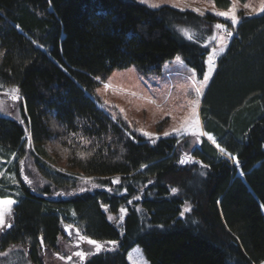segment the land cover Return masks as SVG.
Here are the masks:
<instances>
[{
  "label": "trees",
  "instance_id": "trees-1",
  "mask_svg": "<svg viewBox=\"0 0 264 264\" xmlns=\"http://www.w3.org/2000/svg\"><path fill=\"white\" fill-rule=\"evenodd\" d=\"M239 16L233 29L208 12L135 0H0V90L16 87L23 109L22 121L0 116V198L16 199L0 247L20 245L35 262L40 238L62 252L58 238L79 241V229L117 244L95 253L79 241L95 254L76 264H128L135 245L148 264L263 262L264 12ZM217 23L232 36L199 116L236 160L203 136L171 133L153 143L105 109L95 90L116 69L156 73L179 55L202 80Z\"/></svg>",
  "mask_w": 264,
  "mask_h": 264
},
{
  "label": "rangeland",
  "instance_id": "rangeland-1",
  "mask_svg": "<svg viewBox=\"0 0 264 264\" xmlns=\"http://www.w3.org/2000/svg\"><path fill=\"white\" fill-rule=\"evenodd\" d=\"M135 1L152 9H157L161 6H168L181 11L188 9L193 11L195 10L199 13L208 12L213 15H215V12H226L232 8H235L236 15L239 19L240 11H242L243 15L246 17H253L262 13L259 11V9L262 5H264V0H247L246 2L231 0L230 7L228 9L222 10L215 6L213 0ZM151 4H157L159 7L153 8L150 6ZM218 18L229 22L231 25L230 19H225L224 17ZM235 27L232 28L235 29ZM229 39L230 37L223 33L220 29L215 46L211 48L210 52L213 49L219 51L220 47H224L226 50ZM224 52L222 54H224ZM209 53L206 56V61ZM222 54L215 58V69L203 89V93L200 96V103L203 99L205 91L207 90L208 84L210 83L211 78L217 69V61ZM178 56H175L173 59L164 62L160 70L156 73H144L135 65L113 70L105 77V80L99 84L95 90V93L98 97H100L105 109L108 112L111 114L118 113L128 122L135 123L139 134L143 135V132H148L153 134V137H156L163 135L165 131H168L170 134L174 133L172 132L173 128L180 127V125L185 122L186 118L189 120L193 118L192 105L189 102L196 99V94L192 88V85L193 83H196L198 86V82L203 80V78L202 80H198L196 77L194 81L191 78L194 71L186 67L180 56L179 57L181 60L178 62L176 60ZM206 61L205 72L208 70ZM105 84H109L110 87L105 89ZM13 88L16 87L8 86L0 90V116L15 118L22 121L23 109L21 100L18 92H12ZM132 93H135L136 95H133ZM13 96H17L18 98L13 99ZM149 98L155 102L150 103ZM105 101H107V103H105ZM199 105L196 107L195 118L199 119L200 127L202 129L199 116ZM159 126L163 130L162 132L157 133L156 129ZM176 134L180 136L191 135L184 133ZM204 138L207 139V137ZM208 141L212 143V141ZM222 155L230 160L229 156H226L225 154ZM1 173L2 172H0V176ZM89 181H91V179L85 178L79 182L82 185L81 189L88 188L90 185ZM10 199L16 201L14 198ZM13 206L12 215L5 217V225L0 228L1 233L7 232L13 225ZM185 208H187V205H184L183 210ZM9 224L11 227H8ZM79 241L81 240L79 239ZM79 241L71 243L72 241L67 242L65 239L59 237L58 242L60 244V248H63V250L61 249L62 252H56L54 250L47 249L42 244L35 262L29 256L28 251L20 245L18 246L16 244H11L3 248L0 247V264H76V259L78 257H76L74 253L77 251H82L78 248L80 247ZM101 242H107V240ZM105 247L109 248L112 246L105 244ZM69 257H71V259H68ZM126 261L128 264H148L141 248L137 245L133 246L127 252ZM259 264H264V261Z\"/></svg>",
  "mask_w": 264,
  "mask_h": 264
},
{
  "label": "snow or ice",
  "instance_id": "snow-or-ice-1",
  "mask_svg": "<svg viewBox=\"0 0 264 264\" xmlns=\"http://www.w3.org/2000/svg\"><path fill=\"white\" fill-rule=\"evenodd\" d=\"M142 2H147V0H142ZM150 6L153 7V8L159 7V5H157V4H151ZM259 11L264 12V5L261 6ZM214 14L217 17H224L225 19H230L232 27H235L238 24V22H239V18L236 15L235 8H232L229 11H226V12H223V11L222 12H215ZM201 15H203V13H201ZM215 28L226 31L227 35L229 37L232 36V32L231 31H227V29H226V27H225V25L223 23H217L215 25ZM180 31L182 32L183 35H185L186 38H188L190 40L193 39L192 35L189 33V31L187 29H181ZM224 50H225L224 47H220L219 51H217L216 49H213L209 53V55L207 57V61H206L207 65H208V70H207V72H205L203 74V80L198 82V86H197L196 83H193V85H192V88H193V90L195 91V94H196V99L189 102L192 105L193 118L190 119V120L186 118L185 122L182 123L180 125V127L173 128L172 132L178 133V134L179 133L191 134L192 136L197 138L198 142H199V138L200 137H202V136L207 137V139L212 141V143L218 148V150L222 154L229 155L231 159L236 160L235 156H232L231 154L226 153V150L223 147H221L218 143H216L214 137H212V135L210 133H207V132H205V131H203L201 129L199 119L195 118V116H196V107L200 103V96L202 95L203 89L206 86L207 81L209 80L210 76L212 75V73H213V71L215 69V64H214L215 58L218 57L220 54H222L224 52ZM176 60L179 62L181 60V58L178 56L176 58ZM191 78L195 81V78H196V73L195 72L192 73V77ZM97 79H99V77ZM104 87H105V89H108L110 87V85L109 84H105ZM12 92L13 93H17L18 89L13 88ZM132 94L136 95L135 93H132ZM12 98L13 99H17L18 97L17 96H13ZM149 102L150 103H154L155 101H152L151 98H149ZM105 103H107V101H105ZM121 111H123V110H121ZM143 135L146 136V137H149L150 139H152L153 143H155V139L159 138V137L153 138V134L148 133V132H143ZM163 135L165 137H167V136L170 135V133L168 131H165L163 133ZM29 143H31L30 135H29ZM189 159H191L190 156H189ZM179 162L181 164H183V163H185V159L182 158ZM142 167H144V166H142ZM25 181L30 183V181H27V177H25ZM119 182H120L119 178H117V179L112 181L113 184H116V183H119ZM93 187H96V185L93 184ZM81 190L83 191V189H81ZM171 191L173 193H175L177 191V189L173 188V189H171ZM61 194L62 193H58L57 195H61ZM139 198H140L139 196L134 197V199H139ZM15 203H16V201L13 200V199L0 198V228H2L5 225V217L12 215V206ZM129 203H131V201H129ZM102 207H103V205H102ZM189 210H190L189 208H185L184 211L181 212V216L184 215V212H187ZM125 214H126V209L121 208L120 209V216H119V221L120 222L123 221ZM113 219H114V217L109 216V220H113ZM8 227H11V225L9 224ZM67 230H68V228H66V231ZM76 234H77V236L79 237V239L81 241H85L88 245L94 246L95 253H99L101 251H111V250H113V248L117 244L116 241H107V242H103L102 243V242L97 241L95 239L89 238L86 235H82L80 233L79 229L76 230ZM41 243L43 244V239L42 238H41ZM105 244L111 245L112 247L106 248ZM95 253H86L84 251H77V252L74 253V255L76 257H78L79 260L82 262V261H84L86 259V257L88 255L95 254ZM68 259H71V257H69Z\"/></svg>",
  "mask_w": 264,
  "mask_h": 264
}]
</instances>
